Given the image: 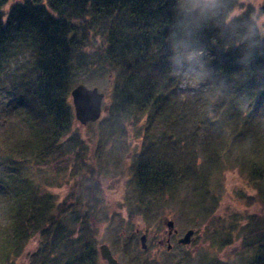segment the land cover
<instances>
[{
  "label": "trees",
  "instance_id": "1",
  "mask_svg": "<svg viewBox=\"0 0 264 264\" xmlns=\"http://www.w3.org/2000/svg\"><path fill=\"white\" fill-rule=\"evenodd\" d=\"M10 1L0 0V73L10 59L16 62L23 51L29 50V61L20 66L21 72L10 88L3 82L7 108L16 115L18 125L25 126L29 136L19 134L6 153L8 171L0 186L10 190L11 224L2 243L0 264H15L25 241L40 233L44 234L45 244L35 256L38 264H97L96 253L82 240L77 241V252L71 257L72 249L66 242L64 251L55 253V248L60 244L61 216L75 215L76 225L83 216L92 222L102 192L99 176L95 175L96 180L91 175L74 176L81 179L78 183L83 181L78 199L82 210L53 203L58 215L46 223L47 212L52 208L48 205L49 191L39 183L33 184L20 169L31 159L37 165L43 163L53 150L60 146L65 150L66 144L71 143L73 146L67 152L75 153L73 173H80L87 158L94 160V164L86 171L94 172L107 138L113 134L121 136L125 125L142 122L145 140L132 161L139 194L164 190L176 178L169 175L172 171L166 161L158 159L152 148L159 137L168 140L171 134L177 143L171 142L179 144L176 157L183 166L179 177L200 182L206 190L210 170L202 171L196 164L192 143L180 126L188 108L186 101L179 98L184 94L178 91L185 75L174 70L170 39L180 18L178 0H16L5 12L3 8ZM252 12L247 7L238 19L254 24L250 20ZM244 31L225 25L223 17L201 22L193 29L191 41L204 52L206 76L198 83L200 87L185 98L205 107L212 102V96L232 97L230 91L239 96L249 89L254 100L251 113L258 110L264 101V36L257 29L256 35L244 40ZM103 78L108 99L90 150L73 129L70 91L86 80L93 84ZM186 78L191 80L188 75ZM241 79L245 81L241 83ZM255 122L250 121L244 131L233 130L230 145L222 143L221 148L212 150V155L218 161L224 151L227 156L231 155L230 150L237 155V163L246 168L255 190L248 199L258 200L264 210V136ZM156 126L163 129L155 135L152 130ZM209 146L210 143L207 151ZM185 150L189 156L180 160ZM252 220L259 226L253 232L252 227L247 242H242L243 249L252 251L244 264H264V223H259L262 220L258 218ZM219 229L230 235L235 229L237 232L238 225H222ZM210 264L224 263L215 260Z\"/></svg>",
  "mask_w": 264,
  "mask_h": 264
},
{
  "label": "rangeland",
  "instance_id": "2",
  "mask_svg": "<svg viewBox=\"0 0 264 264\" xmlns=\"http://www.w3.org/2000/svg\"><path fill=\"white\" fill-rule=\"evenodd\" d=\"M13 1L16 0H11L3 8L5 12ZM240 7H251L255 11L251 3L246 6L241 4ZM259 10L264 12V3L259 5ZM29 55V50H25L16 62L13 58L10 59L0 73V180H5L4 176L8 171L7 151L19 134L29 136L25 126L18 125L16 115L7 108L6 87L3 82L10 88L11 82L16 80L21 72L20 66L29 61ZM182 75H185L183 71ZM186 77L187 75L178 91L184 96H189L200 85L193 86L191 80L188 81ZM87 80L85 84L88 87L95 84L99 90L104 91L105 97L101 105H105L108 99V91L103 90L105 78L96 80L93 84ZM244 81L245 79L240 80L241 83ZM243 90L245 88L241 91ZM251 94L248 89L244 95H239L240 97L232 91L229 93L232 97L215 95L212 96V102L205 107L202 103L189 101L183 95L179 97L186 101L185 105L188 107H185L186 116L180 126L192 143L196 164L202 171L210 170V175L205 181V191L200 182L186 179L185 176L179 177V169L182 170L183 167L176 157L179 144L175 146L171 142H176L175 135L171 134L168 140L167 137H159L160 140L155 141L152 148L158 159L166 161L167 167L172 171L169 175L176 178L170 180L169 187L164 190L139 194L134 177L136 169L132 161L135 151H140L145 140V124L142 122L125 125L121 136L113 134L107 138L100 156V164L94 172L86 171L94 164V160L87 158L80 166V173H73L71 166L76 164L75 153L67 152V149L73 146L71 143L66 144L65 150L62 146L53 150L39 165L32 159L28 161L29 163L20 169L22 175L31 179L33 184L39 183L41 188L44 186L49 191L48 205L52 208L47 212L46 223L58 215L57 206H53V203L58 206L64 203L66 206L79 207V212L82 210L78 199L82 193L80 185L83 181L78 183L81 179L76 180L74 176L91 175L94 176L93 180L99 176L102 192L97 198L92 222H88L83 216L76 225L75 215L61 216V235L58 241L60 244L55 248V253L64 251L63 244L66 242L72 249L69 254L71 257L77 252V241L82 240L96 253L97 264H104L98 250L102 243L108 246L120 264H210L215 260H221L224 264H244L252 255V251L243 249L242 242H247L252 227L253 232L255 227L259 226L255 225L256 222L252 219L258 218L262 220H258L259 223H264V210L258 200L248 199L255 194V190L249 180L248 171L237 163V155L230 150L231 155L227 156L224 151L221 157L219 154L218 161L217 156L212 155V150L220 147L222 143L229 146L232 131H244L250 121H256L257 128L260 127L264 136V101L252 114L251 105L254 100ZM188 115L191 116L190 119ZM73 122V129L86 142L87 149L91 150L94 143L92 140L101 124H98V121L85 125H80L76 120ZM162 129L154 127L153 134L156 135ZM31 152L33 151L30 150ZM188 156L189 152L185 150L180 160ZM8 166L13 168V165ZM9 193V189L5 191V188L0 186V257L3 256L2 243L5 233L11 224ZM166 216L171 218L177 231L169 238L170 249H167V243L164 242L162 247L158 243L159 239L164 240L167 237V228L163 222ZM222 225H238V230L236 232L235 229L228 235L225 229H219ZM188 229L194 230L190 245H179L177 239ZM142 233L147 237L146 249H140L139 237ZM25 243L15 264H38L35 256H38L44 247V234L30 236Z\"/></svg>",
  "mask_w": 264,
  "mask_h": 264
},
{
  "label": "clouds",
  "instance_id": "3",
  "mask_svg": "<svg viewBox=\"0 0 264 264\" xmlns=\"http://www.w3.org/2000/svg\"><path fill=\"white\" fill-rule=\"evenodd\" d=\"M248 3L253 4L255 8V11L250 14V20L254 21V24L238 19L243 17L246 10L240 5L246 6ZM262 3L264 0H235V3L232 0H178L177 15L180 18L177 19L173 26L174 30L170 33L174 52L172 61L176 73L180 74L183 71L185 75L190 76L193 86L206 76L202 62L204 52L194 47L191 41L193 29L199 27L201 22L219 20L223 17L225 25L245 29L242 36L244 40L256 35L257 29L259 34L264 36V12L259 10V5Z\"/></svg>",
  "mask_w": 264,
  "mask_h": 264
},
{
  "label": "water",
  "instance_id": "4",
  "mask_svg": "<svg viewBox=\"0 0 264 264\" xmlns=\"http://www.w3.org/2000/svg\"><path fill=\"white\" fill-rule=\"evenodd\" d=\"M104 92L98 90L96 86L87 87L85 84L80 83L72 88L70 91V99L73 108V114L76 121L80 125H85L89 122H95L99 119L101 112L106 110V106H102ZM164 224L168 229V234L175 231L173 228V221L167 217L164 218ZM193 229H188L182 237L178 239L179 244L188 245L191 241ZM140 248H146V236L142 234L139 237ZM170 248V245L167 246ZM99 254L106 264H120L118 260L111 254L106 244H100Z\"/></svg>",
  "mask_w": 264,
  "mask_h": 264
},
{
  "label": "flooded vegetation",
  "instance_id": "5",
  "mask_svg": "<svg viewBox=\"0 0 264 264\" xmlns=\"http://www.w3.org/2000/svg\"><path fill=\"white\" fill-rule=\"evenodd\" d=\"M171 235H173V234H171ZM171 235H169V238H170ZM160 240H162V239H160ZM160 240H158V243H159V245L162 247L163 244H164V242H162V241H160Z\"/></svg>",
  "mask_w": 264,
  "mask_h": 264
}]
</instances>
